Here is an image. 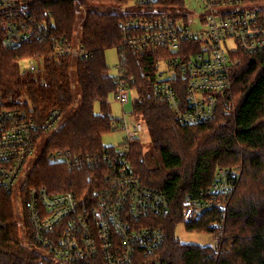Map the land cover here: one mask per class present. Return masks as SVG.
<instances>
[{
    "label": "trees",
    "instance_id": "1",
    "mask_svg": "<svg viewBox=\"0 0 264 264\" xmlns=\"http://www.w3.org/2000/svg\"><path fill=\"white\" fill-rule=\"evenodd\" d=\"M158 1L176 4V0ZM128 3L19 0L17 7L6 12L18 21L24 19L18 18V10L25 9L29 18L44 21V30L19 47L6 48L0 24V111L24 110L37 123L53 111L60 117L57 131L41 133V154L30 162L20 194L23 207L31 188L43 187L52 195L71 192L83 200L105 182L101 164L87 167L83 163L70 169L64 162H49L46 154L68 152L84 161L118 148L104 147L101 139L115 132L107 101L116 92V82L107 75L105 52L116 48L118 57L126 56L129 87L136 95L130 113L145 124L151 144L145 154L140 139L130 143V164L144 185L166 194L171 203L168 216L150 219L162 229L164 240L145 263L264 264V52L240 56L241 64L232 70L231 110L223 105L210 122L180 125L171 108L151 94L156 65L166 51L133 50L123 44L120 26L130 16L123 15L121 8ZM68 45H77L86 57L73 58L58 49ZM31 59H35L36 73L22 68ZM22 94L27 98L23 103L18 101ZM95 104L100 112L94 110ZM236 168H241L240 181L228 196L226 209L212 210L184 225L189 232L210 235L222 230V244L218 248L182 244L174 231L181 224L183 197H200L219 169ZM18 217L24 225L12 194L0 193V264H50L49 256L22 244ZM23 225L20 229L29 238Z\"/></svg>",
    "mask_w": 264,
    "mask_h": 264
},
{
    "label": "built area",
    "instance_id": "2",
    "mask_svg": "<svg viewBox=\"0 0 264 264\" xmlns=\"http://www.w3.org/2000/svg\"><path fill=\"white\" fill-rule=\"evenodd\" d=\"M191 1L161 5L158 0H128L137 11L121 8L130 18L120 26L127 48L166 51L156 65L151 94L171 108L180 125L189 126L210 122L220 106L230 110L231 72L241 64L240 56L264 52V3L195 0V8L190 7ZM18 4L19 0H0L6 48L19 47L29 38L40 37L44 30V21L29 18L25 9L18 10V18L24 19H11L6 12ZM72 49L68 45L61 52L73 58L86 57L82 50ZM126 64L122 53L114 77L115 101L121 108L129 104L133 92ZM29 69L37 70L33 60ZM59 119L57 111L40 123L24 110L0 111V193L12 194L23 213L29 238L23 235L22 244L49 256L50 264H148L145 259L164 240L162 229L154 227L150 219L168 216L171 203L166 194L148 188L134 174L129 145L141 139L145 127L129 112L123 111L121 119L112 118L110 123L111 130L122 132L121 148L84 161L73 159L68 152L46 154L49 162L61 161L70 169L83 163L104 167L105 182L88 199H79L71 192L52 195L39 187L27 190L23 207L20 194L32 167L30 162L41 154V133L57 131ZM237 170H219L211 186L199 192L200 197L186 194L181 223L196 221L212 210H225L228 196L240 181ZM211 236L213 247L218 248L221 230Z\"/></svg>",
    "mask_w": 264,
    "mask_h": 264
},
{
    "label": "rangeland",
    "instance_id": "3",
    "mask_svg": "<svg viewBox=\"0 0 264 264\" xmlns=\"http://www.w3.org/2000/svg\"><path fill=\"white\" fill-rule=\"evenodd\" d=\"M254 1H256V0H254ZM257 2L264 3V0H257ZM189 3H190V7L197 8L196 7V1L195 0L194 1L192 0ZM121 7H123V6H121ZM124 8L127 9L129 12H133V13H135L137 11L136 9L133 8L132 3H130V2L126 6H124ZM74 35L77 36V33H74ZM58 48L65 49V50L67 49V47H64V48L58 47ZM79 50L80 49L77 47V45H73V49L71 51H73V52L76 51L77 52ZM238 58H239V56H238ZM32 60H35V59L28 60V61L22 63L21 65H22V68L23 69H26L27 71H29L31 73H36V72H32L29 69V65H30V63H31ZM118 61H119V57H118V53L116 52V48L107 49V51L105 52V63H106V66L109 67V70L107 72V75H109L111 77H115L117 75V69H116L115 66L118 64ZM130 95H131V99H130L129 104L124 105L123 108H121L120 105L115 101L114 95H112V94L109 95V99H108L107 103H108V107H109V110H110V113H111V117L113 119H121L123 117V111L129 112V113L131 112V110H132L131 109L132 102L136 98V95L133 94V92H131ZM18 101L21 102V103H23L24 101H27V98H26V96L24 94H22L21 98L18 99ZM94 110L96 112H100V110H99V104H95ZM133 120L134 121H140V119H138V120L133 119ZM143 125L145 127V124L144 123H143ZM101 139H102V145L104 147H110V146H117L119 148L122 147L123 138H122V132L121 131H118L117 130L115 132H110V134H105L104 136H102ZM140 141H141L142 146H143V150L142 151L145 154L146 153H149V151L151 149V146H150L151 144H150V138H149V136H148V134H147L146 131L143 132V135H142ZM130 162H131V160H130ZM236 169H238L237 170L238 173L241 172V168L240 169L239 168H236ZM219 170H225V169H219ZM15 201L18 202V203H20L17 200V198H15ZM16 207H17V211L20 212V207H18L17 205H16ZM21 224L23 225L20 217H18L17 218V227H19V230H20V241L23 240V232L20 229ZM184 225H185V223L184 224L183 223L179 224L175 228V231H174V236L177 237V239L182 244H184V243L185 244H192V245H196L198 247L199 246H202V247H213V244H214L213 243L214 242V236L212 237L210 234H203V233H199V232L198 233L189 232V231H187L185 229V226ZM221 234H222V240H224V236H223L222 230H221ZM216 236H218V235H216ZM218 237H220V236H218Z\"/></svg>",
    "mask_w": 264,
    "mask_h": 264
}]
</instances>
